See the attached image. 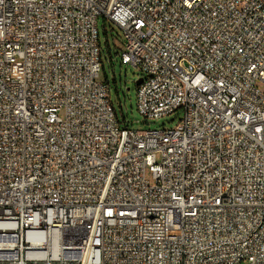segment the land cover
<instances>
[{
    "label": "built area",
    "instance_id": "obj_1",
    "mask_svg": "<svg viewBox=\"0 0 264 264\" xmlns=\"http://www.w3.org/2000/svg\"><path fill=\"white\" fill-rule=\"evenodd\" d=\"M0 264H264V0H0Z\"/></svg>",
    "mask_w": 264,
    "mask_h": 264
},
{
    "label": "rangeland",
    "instance_id": "obj_2",
    "mask_svg": "<svg viewBox=\"0 0 264 264\" xmlns=\"http://www.w3.org/2000/svg\"><path fill=\"white\" fill-rule=\"evenodd\" d=\"M98 32L102 50V71L100 80L108 84L112 105L124 125L134 130L173 129L182 120V112L159 119H145L137 108V85L141 74L129 65H123L121 56L125 51L123 32L103 18L98 21ZM24 63L18 60L13 66V76L20 78ZM263 88V86H260Z\"/></svg>",
    "mask_w": 264,
    "mask_h": 264
},
{
    "label": "water",
    "instance_id": "obj_3",
    "mask_svg": "<svg viewBox=\"0 0 264 264\" xmlns=\"http://www.w3.org/2000/svg\"><path fill=\"white\" fill-rule=\"evenodd\" d=\"M142 81H143V79L140 78V79L136 82L137 87H139V86L142 84Z\"/></svg>",
    "mask_w": 264,
    "mask_h": 264
}]
</instances>
